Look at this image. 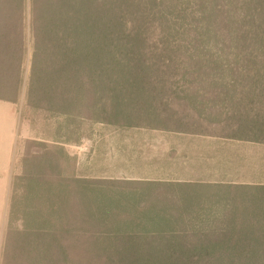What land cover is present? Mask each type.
<instances>
[{"label": "trees", "instance_id": "obj_1", "mask_svg": "<svg viewBox=\"0 0 264 264\" xmlns=\"http://www.w3.org/2000/svg\"><path fill=\"white\" fill-rule=\"evenodd\" d=\"M28 30L33 108L264 144V0H0V100L19 98ZM64 156L28 142L1 264H71L64 221L103 204L134 213L99 220L106 264H264V184L87 179Z\"/></svg>", "mask_w": 264, "mask_h": 264}, {"label": "crops", "instance_id": "obj_2", "mask_svg": "<svg viewBox=\"0 0 264 264\" xmlns=\"http://www.w3.org/2000/svg\"><path fill=\"white\" fill-rule=\"evenodd\" d=\"M94 133L81 138L51 140L75 157L78 177L152 182H207L264 184L256 171L234 166L220 154L238 145L264 144L154 128L129 129L100 123ZM18 102L0 100V256L9 212L11 184L16 171V145L20 137ZM230 146V149L227 147ZM227 154V153H225ZM241 171V172H240Z\"/></svg>", "mask_w": 264, "mask_h": 264}, {"label": "rangeland", "instance_id": "obj_3", "mask_svg": "<svg viewBox=\"0 0 264 264\" xmlns=\"http://www.w3.org/2000/svg\"><path fill=\"white\" fill-rule=\"evenodd\" d=\"M30 36L28 30V37L26 40L27 54L23 64L22 87L17 100L20 114V137H18L16 145V171L14 172L13 177L22 172V159L28 149L29 141H42L51 145L55 144L52 143L51 140L72 139L75 143H79L81 138L85 136L88 137L94 133L95 130H98L97 128L102 127L100 123H103L90 119L54 116L44 109H36L29 105L28 90L33 53V41ZM247 146L248 145L241 144L235 149L220 152V154L226 156L229 160H232L234 166L242 169L250 168L251 170L256 171V175L259 178H264V148L260 146L255 147V145H252L254 148H248ZM227 148L230 149V146ZM32 151L36 152L40 151V149L34 147ZM62 164L63 167H65L67 175H75V173L78 175V172L83 173V170H79L75 157H71L67 160L64 156L62 158ZM11 197L12 190L10 191L9 211ZM62 197L63 199L66 198V190L62 193ZM45 199H48L46 195L44 197V200ZM70 201L74 203V197H72ZM40 205L43 207L42 202H40ZM114 206L115 205L111 204L100 205L97 209L98 212H96V209L94 208V212L96 213L95 218H92L91 213L83 209L82 206L75 207V217L72 218L70 222L64 221L60 236L63 244L68 249L71 264H106V256L101 254L94 243V235L103 228L99 224V220H102L108 228H115L116 226H120V223L123 221L133 218L134 215L132 210H118ZM9 216L8 212L4 235L7 233L10 226L14 228H22L23 222L21 216H19L20 219L13 222V224H10ZM1 262L2 252L0 256V264Z\"/></svg>", "mask_w": 264, "mask_h": 264}]
</instances>
